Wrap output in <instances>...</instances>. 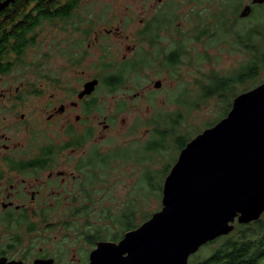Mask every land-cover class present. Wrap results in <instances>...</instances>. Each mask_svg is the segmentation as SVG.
Segmentation results:
<instances>
[{
    "label": "flooded vegetation",
    "instance_id": "1",
    "mask_svg": "<svg viewBox=\"0 0 264 264\" xmlns=\"http://www.w3.org/2000/svg\"><path fill=\"white\" fill-rule=\"evenodd\" d=\"M231 1L235 0H213L212 27L220 30L219 20L226 17V11L238 25L250 21L258 12L262 19L264 2L241 0L235 7ZM156 2L158 17L140 20V26L131 31L127 21L78 24L70 19L76 10L66 19L49 21L56 35L40 47L48 53L42 54L37 77L15 89L0 90V264H90L91 253L99 243H119L124 238L118 226L114 227V235L107 236L109 217L97 211L98 207L79 212L62 205L77 203L90 208V203H104L107 196L102 190L112 172L101 164L108 156L103 154V147L117 139L114 153L127 152L122 148L139 142L132 135L154 134L153 119H145L146 128L134 121L125 131L117 130L118 121L130 108L136 110L137 117L139 104L146 108V116L154 107L156 91L162 88L163 81L148 82L146 74L157 68L164 70L159 68L161 63L167 68L180 65L186 46L183 41H175L171 48L169 33L164 29H170L178 20V5H201L205 0ZM247 6L251 11L242 17ZM191 16L192 20H186L202 24L196 27L194 37L200 40L212 29L208 28L209 19L198 12ZM257 28L264 34L263 20ZM176 32L182 35L180 26ZM161 34L165 37L161 38ZM122 37L126 41H120ZM243 46L250 53L249 44ZM97 66L101 73L91 79L75 80V76L88 75ZM249 66L250 61L240 69ZM243 71L246 80L248 72ZM3 75L6 74L0 77ZM119 78L122 81L117 82ZM94 80L98 81L95 90L81 96L85 84ZM127 80L131 82L127 84ZM147 83H153L155 91H150ZM125 86L130 95H121L113 103L100 99H105L102 90L123 91ZM175 102L179 103V99ZM122 123L126 124V120L122 119ZM127 139L131 140L126 142ZM118 159L124 164L137 163L134 158ZM112 167L109 171H113Z\"/></svg>",
    "mask_w": 264,
    "mask_h": 264
},
{
    "label": "rangeland",
    "instance_id": "2",
    "mask_svg": "<svg viewBox=\"0 0 264 264\" xmlns=\"http://www.w3.org/2000/svg\"><path fill=\"white\" fill-rule=\"evenodd\" d=\"M175 1L178 2V0ZM234 2L231 1L232 4ZM156 3V0H83L70 19L81 25L113 22L115 20L127 21L128 24H131L129 26L131 31V29L140 26V20L148 19L151 16L158 17V11H155L154 7ZM212 4L213 0H205L201 5H198V3L191 6L182 4L181 7L178 5L175 8V15L178 20L174 22L170 29L164 30L169 33L171 48L174 46L175 41L178 43L183 41L184 46L186 43L181 52L180 65L167 68L163 67V63H161L159 68L165 71L157 68L154 72L147 73L145 76L146 81L150 82L157 79L163 81L162 88L156 91L154 107L146 116V108L139 104L141 108L137 117L136 110L130 108L118 121L117 130L125 131L126 127H130L134 121L138 120L137 125L146 128L145 119H153L155 131L154 134L152 132L149 135L148 140L149 136L146 133H137L132 136L139 140L140 146L149 147L151 148L150 151H153L158 146L155 145L158 140L156 131L161 128L159 131L165 134V137H161L165 138L163 144L166 146V151H164V154L161 151L164 145H160V151L155 153H149L148 150L145 153L141 147L140 154L145 157V161L143 163L124 164L113 154L116 151L115 144L118 143L117 139H113L109 145L103 147V154L108 156L101 163L104 170H109L113 165V171H109L112 172L108 177L109 183L102 190V193L106 190V201L104 203H90V208H84L85 204L77 203L62 205L73 207V209H69L70 211L79 212L95 211V207H98L97 211L105 212L109 216L106 221L108 226L106 234L108 237L116 233V229H114L116 226L123 231L122 222H125V217L121 216L122 222L118 220V217L122 211L127 210L128 206H133L136 209V223L138 225H141L147 220L146 218L161 210L162 189L167 172H170L181 151V145L175 140L181 132L182 136L190 134L191 139L196 137L222 118L220 115L223 113V109L230 105L229 102L233 104L236 95H240L245 89H251L264 82L263 69L260 78L256 80V84L252 80L246 79L245 86H243V83L236 84L235 88L232 85L227 91L221 93V97L203 98V85L208 84L212 76L217 75L219 78L241 77L244 74V71L240 69L241 65L251 62L252 59H255V55L258 56L257 61L260 53H264V34L259 32L260 30L257 28L260 25V20H263L264 24V10L261 13L263 15L262 19H259L258 12L250 21L240 23V25L230 18L226 11V17L223 15L219 20V30L217 27H212L214 22L212 13L215 12ZM206 7L210 8L209 11L204 10ZM228 10H230L229 7ZM194 12H198L200 16L206 14L204 18H208L210 22L208 28H212L208 33L203 34L200 40H195L194 37L197 36L196 27H202V24L187 21L193 19L191 15ZM179 26L182 35L176 32V28H179ZM243 26L244 28H242ZM229 31L231 32L227 33ZM33 35L36 37L35 45L27 48L22 57L19 58L14 54H10L8 60L12 63L13 69L10 73L0 77V90L3 88L8 89V87L15 89L25 80L31 83L37 77V65L42 59V54L48 53V51H42L40 47L45 43H50L51 38L56 34L52 24L46 21ZM160 37L164 38L165 34H161ZM123 39L126 41V37L120 38V41ZM240 40L242 41L241 44L239 43ZM244 43L249 44L250 53L248 49L244 48ZM94 61L95 58L91 62L94 63ZM97 73H101L98 66L92 67L88 75L75 76V80L91 79ZM158 73L159 75H157ZM219 78H216L217 80L213 82L214 84L212 83L213 85H209L211 89L218 86ZM134 81H136V78ZM130 82L128 81L127 84ZM153 85V83L150 84V91H155ZM101 92H103L101 95L105 99H100L107 103H113L120 99L121 95L131 94L126 86L123 91L102 90ZM176 99H179V103L175 102ZM174 113L181 115L179 118L180 124L175 127L177 131L171 123L174 116L177 118L176 114L173 116ZM122 119L126 120V124L122 123ZM130 140L127 139L126 142ZM122 149L130 151L132 146H126ZM149 182L150 184H148ZM63 210L67 211L66 208ZM210 251V246L202 247L190 257V264H196L200 259L209 255ZM262 264H264V261Z\"/></svg>",
    "mask_w": 264,
    "mask_h": 264
},
{
    "label": "water",
    "instance_id": "3",
    "mask_svg": "<svg viewBox=\"0 0 264 264\" xmlns=\"http://www.w3.org/2000/svg\"><path fill=\"white\" fill-rule=\"evenodd\" d=\"M16 0L0 4V12ZM264 0H254L263 3ZM250 6L241 12L249 15ZM97 80L85 84L89 95ZM160 84L157 87H159ZM162 208L90 264H190L202 247L264 214V83L238 95L226 117L194 137L165 178ZM51 264V263H49Z\"/></svg>",
    "mask_w": 264,
    "mask_h": 264
},
{
    "label": "trees",
    "instance_id": "4",
    "mask_svg": "<svg viewBox=\"0 0 264 264\" xmlns=\"http://www.w3.org/2000/svg\"><path fill=\"white\" fill-rule=\"evenodd\" d=\"M4 1L6 0H0V4ZM82 1L83 0H16L2 10L0 12V75L7 74L12 70V63L8 60L10 54H14L16 57L20 58L25 54L27 48L35 45L36 37L33 34L43 22L52 21L56 18L66 19L70 17L71 13L78 8ZM241 3L242 1L239 2L235 0V7H239ZM254 53L258 54L257 52ZM257 57L258 56L255 55V59H252L250 66L243 69L248 72L246 79L252 80L255 84L257 83L256 80L260 78L263 72L262 69H264V54L256 61ZM259 70H262L260 74ZM256 71L258 73H254ZM216 78L219 77L217 75L212 76L209 83L203 85L204 99H210L215 96L221 97V93L227 91L230 86L233 85L235 88V85L238 83H243V86L247 83L245 82L247 81L245 80V75L241 77H223L218 79V86L211 89L210 86L217 80ZM119 81H122V79L119 78L117 82ZM229 104L230 105L223 109V113L220 115L222 118H220V120L226 117L231 110L232 103L229 102ZM175 114L176 113H174L173 116ZM176 115L177 118L174 116L173 119H171L174 128L180 124L179 118L181 115L178 113ZM159 130H161V128L156 131L158 140L155 142V145L157 144L158 146L154 148L153 151H150L151 148L146 146L142 147L139 142L134 141L130 151L113 154L116 155L117 158L121 157L124 160L134 158L137 160V163H143L145 157L140 154L141 147L145 153L147 150L149 153H155L156 151H160V145H164L165 138L161 137H165V134ZM175 131H177L176 128ZM190 136V134L182 136L181 132L180 136L175 138V140L179 142V145H181L180 150L193 139H191ZM165 147L164 145V148L161 149L163 154L164 151H166ZM107 172H109V170H107ZM168 174L169 171L167 172V175ZM148 184H150V182ZM136 214L137 211L133 206H128L127 210L119 214L118 220H121V222L122 217H125V222H122V233H127L140 226L136 223ZM146 216L148 217V215ZM146 219L148 220L150 217ZM207 246L211 247L209 255L200 259L196 264H262L264 261V214L258 221L250 224L240 225L235 223L233 232L228 236L221 237L208 243L205 247Z\"/></svg>",
    "mask_w": 264,
    "mask_h": 264
}]
</instances>
